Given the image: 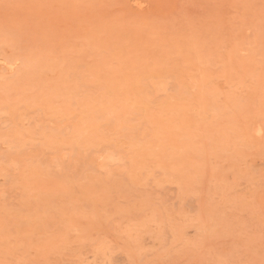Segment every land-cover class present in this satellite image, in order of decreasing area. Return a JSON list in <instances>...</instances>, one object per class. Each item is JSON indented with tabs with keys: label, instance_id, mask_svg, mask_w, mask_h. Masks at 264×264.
Wrapping results in <instances>:
<instances>
[{
	"label": "rangeland",
	"instance_id": "obj_1",
	"mask_svg": "<svg viewBox=\"0 0 264 264\" xmlns=\"http://www.w3.org/2000/svg\"><path fill=\"white\" fill-rule=\"evenodd\" d=\"M0 264H264V0H0Z\"/></svg>",
	"mask_w": 264,
	"mask_h": 264
},
{
	"label": "bare ground",
	"instance_id": "obj_2",
	"mask_svg": "<svg viewBox=\"0 0 264 264\" xmlns=\"http://www.w3.org/2000/svg\"><path fill=\"white\" fill-rule=\"evenodd\" d=\"M17 113V112H16ZM14 116H16V115H14Z\"/></svg>",
	"mask_w": 264,
	"mask_h": 264
}]
</instances>
